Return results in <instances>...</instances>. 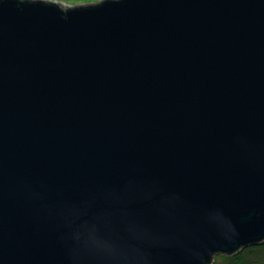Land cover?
<instances>
[{
    "label": "water",
    "instance_id": "95a60500",
    "mask_svg": "<svg viewBox=\"0 0 264 264\" xmlns=\"http://www.w3.org/2000/svg\"><path fill=\"white\" fill-rule=\"evenodd\" d=\"M262 241L264 0H0V264Z\"/></svg>",
    "mask_w": 264,
    "mask_h": 264
},
{
    "label": "rangeland",
    "instance_id": "374dc122",
    "mask_svg": "<svg viewBox=\"0 0 264 264\" xmlns=\"http://www.w3.org/2000/svg\"><path fill=\"white\" fill-rule=\"evenodd\" d=\"M51 1V0H46ZM67 6L97 4L102 0H53ZM210 264H264V241L256 245H249L233 255H217Z\"/></svg>",
    "mask_w": 264,
    "mask_h": 264
}]
</instances>
